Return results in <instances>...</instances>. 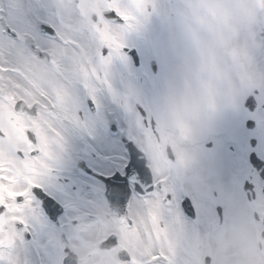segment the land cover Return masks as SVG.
Here are the masks:
<instances>
[{"label":"snow or ice","instance_id":"6c2138e0","mask_svg":"<svg viewBox=\"0 0 264 264\" xmlns=\"http://www.w3.org/2000/svg\"><path fill=\"white\" fill-rule=\"evenodd\" d=\"M153 13L156 0H0V264H77L70 241L101 203L122 264H193L191 234L237 209L264 239V88L226 130V178L193 183L161 156L157 100L114 87L128 33ZM251 45L264 63V18Z\"/></svg>","mask_w":264,"mask_h":264},{"label":"rangeland","instance_id":"374dc122","mask_svg":"<svg viewBox=\"0 0 264 264\" xmlns=\"http://www.w3.org/2000/svg\"><path fill=\"white\" fill-rule=\"evenodd\" d=\"M176 4V10L184 9L189 16L193 14L195 9L193 4L184 3L183 0H177ZM158 5L159 14H150L141 25L142 28L147 29L148 33L154 34L151 45H146V48L144 49V52L146 53V62L148 63V71H145L143 75L147 76L149 82L144 83L142 87L137 88L136 85H133V81L127 80L124 82L121 79L116 80H121L120 87L122 90H125L126 88L130 89L134 96L137 94L141 99L143 96L145 101L157 100V116L158 113L160 114V112H162V125H167L168 129L174 133L177 130L176 136L174 135L175 145L180 144L185 147L189 146L194 152V157L192 158L193 163L190 165L191 169L196 172L205 170L208 173H212L209 171H212L214 168L212 166L204 165L201 162V159L195 155L201 156V153H203L206 159H212L209 162H212L213 164V158H216L215 161H217V165L222 169V166L219 163L220 158H217V156L213 154L214 151L206 150L204 144L209 141L215 142V136L220 132L219 130H221L220 124L228 122V116L226 117V120L224 117L225 111L230 108L233 110H239V113L242 112L243 100L240 91H238L239 83L236 82V79L232 74L231 81L227 83L226 86L222 87L218 85L214 89L216 103L210 112L212 113L213 110L218 111L222 107L219 118L212 120L213 117L210 116V123H207L206 118H204L205 113H203L193 120L186 121V123L191 126V131L185 130L175 115L177 112L181 111L179 100L181 98L187 99L189 93H197L202 88L207 79V68L204 66L203 62L210 58L209 53H214L217 45L214 41L213 35L203 26L192 24L191 20H186L185 25L187 32L181 34L182 61L180 71L178 72L177 67H175L177 62L171 55L169 47L172 38V28L166 23L165 19L168 13L173 12V8L171 7L169 0H159ZM224 7H232V5L226 0ZM133 31L135 33V30ZM240 32L241 31H238L235 34L234 40L238 46L242 45L243 49V46L246 43H250L251 39L248 35L250 40L248 41L247 34L244 32L240 34ZM137 38L139 37L137 36ZM245 47L248 49H244L243 51L247 53L249 61L244 68L248 72H253L255 86L257 88H264V63L252 64L251 59L255 60L254 52L251 50L252 46L245 45ZM153 60L157 62L159 67L157 82L154 80L155 77L149 66ZM221 62L227 63L224 57H222ZM119 65L120 66L118 67L115 66L117 75H121L122 73L123 75L132 74L128 69L124 68L120 62ZM175 68L177 72L175 71ZM183 77L186 78L183 79ZM114 87L117 88V85H114ZM160 92L162 94L161 99ZM140 93H142V96ZM245 94L246 93L242 92L243 99ZM218 125L219 128H216ZM224 166L227 169V165L224 164Z\"/></svg>","mask_w":264,"mask_h":264},{"label":"flooded vegetation","instance_id":"af4514ba","mask_svg":"<svg viewBox=\"0 0 264 264\" xmlns=\"http://www.w3.org/2000/svg\"><path fill=\"white\" fill-rule=\"evenodd\" d=\"M156 3L158 4V1ZM171 4L175 6V0H171ZM251 29L254 30V27ZM150 35L152 36L150 37L147 29L142 27L135 30V33L134 31L128 33L125 47L123 48L125 59L120 61V63L132 74L123 75L122 78L123 73L117 75L114 68L113 83L117 85V90L123 91L120 87L121 80L124 82L127 80L133 81V85H136L137 88L149 82L147 76H144L143 73L148 71L144 49L146 48V44L151 43L150 41L154 34L150 33ZM126 49H132L137 52L139 63L137 69L132 68L133 61L126 53ZM118 66H120L119 62L116 67ZM138 71L141 73L139 76L137 74ZM234 74L236 79L240 81L243 69H234ZM155 77H157V74H155ZM247 88L250 89L251 87L248 86ZM140 94L142 96V93ZM135 97L139 98L137 94H135ZM142 99L145 100L143 96ZM240 114L239 110H231L228 112L227 116L229 120L226 126H230L231 121ZM158 118L164 131V144L161 146V156L163 155L164 147L170 153L174 154V159L170 164V169L173 174L188 179L193 183L214 182L226 178L230 161L220 147L226 130L217 134L215 136V142L211 144L212 147L208 148L209 151H214L213 154L217 158H220L219 163L222 169L217 165L216 158H213L214 164H212V167L214 169L209 171L212 173H208L205 170L196 172L190 166L193 163L192 158L194 157L192 148L180 144L175 145L174 135L176 136L177 130L174 133L168 129L167 125H162V112L160 114L158 113ZM201 156L207 161L212 160L206 159L203 153H201ZM224 164L227 165V169ZM118 224L119 221L115 217L113 210L106 203H101L97 208L96 222L76 229L73 239L70 241L72 253L77 258L78 264H122L120 249L107 248L103 244L106 233L115 231ZM188 243L189 251L193 256V264H201L203 256L214 257L215 264H253L255 260L264 259V239L258 236L257 227L252 221L251 213L245 209L235 210L227 221L221 220L210 226H201L191 234Z\"/></svg>","mask_w":264,"mask_h":264},{"label":"clouds","instance_id":"9594fccd","mask_svg":"<svg viewBox=\"0 0 264 264\" xmlns=\"http://www.w3.org/2000/svg\"><path fill=\"white\" fill-rule=\"evenodd\" d=\"M195 6L192 15L186 10H174L168 13L166 23L172 28L170 52L177 62V71H180L182 61L181 34L187 32L186 20L192 24H199L209 31L215 38L217 50L209 53V59L204 61L207 68V79L197 93H189L187 99L179 100L181 111L177 112L176 118L181 126L191 131V126L186 123L195 119L215 105L214 89L216 86H226L231 81L232 72L236 68L243 69L249 61L245 53L234 40L235 34L241 28H251L264 18V8L260 7L258 0H227L232 7H224L226 0H183ZM222 57H227L230 63H222ZM245 75L242 74V80ZM253 264H264V259L253 261Z\"/></svg>","mask_w":264,"mask_h":264}]
</instances>
